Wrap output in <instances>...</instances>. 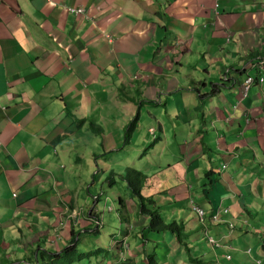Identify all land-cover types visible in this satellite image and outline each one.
Wrapping results in <instances>:
<instances>
[{"label": "crops", "instance_id": "1", "mask_svg": "<svg viewBox=\"0 0 264 264\" xmlns=\"http://www.w3.org/2000/svg\"><path fill=\"white\" fill-rule=\"evenodd\" d=\"M260 62L264 0H0V264L59 253L79 224L94 248L98 195L83 206L129 167L182 240L125 198L103 264L124 239L137 264H264V84L244 87ZM159 135L168 154L142 156Z\"/></svg>", "mask_w": 264, "mask_h": 264}, {"label": "trees", "instance_id": "2", "mask_svg": "<svg viewBox=\"0 0 264 264\" xmlns=\"http://www.w3.org/2000/svg\"><path fill=\"white\" fill-rule=\"evenodd\" d=\"M256 79L258 77L256 76ZM264 82L259 85L262 86ZM138 122V115L134 117L132 121L124 129V143H128L136 130V124ZM162 140V136L159 135L156 138L153 137L152 141L148 146L143 149L142 156H146L150 150L152 152L157 147L158 141ZM156 146V147H155ZM155 147V148H154ZM116 176L117 174L113 171L108 172L106 175L104 182H107L109 186L113 187L116 184ZM148 175L140 169L137 168H125L122 174V180L125 182L126 187L128 188V192L131 193L133 198L136 201L137 213L147 215L149 218L148 230L155 232H164L171 231L176 235L178 241L182 240V234L184 230V226L181 222L172 221L166 222L163 218L161 211L155 204V200L153 198H149L143 195V189L147 182ZM118 203V216L122 223L129 222L130 214L127 209V200L121 196L117 197ZM90 216H92V211ZM94 216V215H93ZM92 216V217H93ZM97 229V228H96ZM77 232L75 233L71 228V241L70 244L64 247L59 253H49L45 250L38 251V255H36V260L32 264H76L79 262L91 261V259L99 260L103 259L107 260L109 257V252L104 248H97L92 252H83L80 253L77 250L78 239L75 238ZM185 242V240H183ZM122 244V241L119 242ZM118 244V245H119ZM186 244V242H185ZM128 249H123L119 254V262L120 264H137L135 260L127 255ZM34 256V255H33ZM146 264H159L157 255L153 252L145 255ZM102 261V264L103 262ZM194 264H203L198 259H193ZM10 264V263H9Z\"/></svg>", "mask_w": 264, "mask_h": 264}, {"label": "rangeland", "instance_id": "3", "mask_svg": "<svg viewBox=\"0 0 264 264\" xmlns=\"http://www.w3.org/2000/svg\"><path fill=\"white\" fill-rule=\"evenodd\" d=\"M164 144L165 143H162L160 145V148ZM169 144H172V143H169ZM169 148H170V146H168L166 148V150H160V149H157V148H155L154 150H155V153L158 154V156H160V155H167L168 152H169ZM122 174L123 173H121V174L117 173L116 184H115L116 186H119V187L124 186V185H122V184H124L122 182ZM87 186L88 185L85 186V189L83 188V190H85L86 193H87V191H86V187ZM109 187H111V186H109V184H107V182H104V184L102 185V189L100 188V186L98 184L95 183L92 186V188H91L92 191H91V194H90L91 195L90 203L85 205V206H83V210H84V213L86 215L87 211L89 210V208L91 206V203H92V200H93V196H97L98 195V197H97L98 203L95 204V210L99 211L97 215H99L100 218L98 216L94 217V222L95 223H91V228H95L96 220L98 218L100 219L102 224L99 227L98 231L95 232V237L97 238L96 245L94 246V248L88 249V250L82 248V242H81L82 239H83V236L85 235L83 230L87 229V226H85V224H79L78 226H76V232H77V234L80 235L79 244H81V245H79L77 247V250L80 253L92 252V251H94L97 248H104V249L108 248L109 249L114 244L115 236L117 235V238H120V233H119L120 226H119V222H118V215H117V212H116V209H118V203H117V199L114 200V201L111 200V198H110L111 196H109ZM120 194H121V197H123V198H126V199L132 198V199H134L133 196L131 195V193L128 192V191H127L126 194L122 193V192H120ZM134 201H135V199H134ZM111 206L114 208L113 211L110 210ZM94 216H95V214H94ZM81 229H83V230H81ZM144 230L146 231L147 228H145V229L143 228V231ZM136 234H140V232H138ZM136 234L134 232L132 234V236L129 237L130 236V233H129V235L127 237V242H128L129 245L133 246L134 241L136 240ZM75 238L77 239L76 236H75ZM147 250H150V248L149 249L146 248V251ZM112 251H111V253H112ZM102 261H104V260L103 259H99V260L91 259V261L83 260L82 262H79V263H76V264H102ZM107 264H108V261H107Z\"/></svg>", "mask_w": 264, "mask_h": 264}, {"label": "built area", "instance_id": "4", "mask_svg": "<svg viewBox=\"0 0 264 264\" xmlns=\"http://www.w3.org/2000/svg\"><path fill=\"white\" fill-rule=\"evenodd\" d=\"M257 67L259 69H262L264 67V62H260L257 63ZM264 82V75L262 77H260V79H256V77H252V76H248L247 80L244 83V87H245V92L248 90V88L253 85L254 83H256L258 86L261 85ZM15 195V194H13ZM199 215H202V211L197 209ZM97 224H99L100 222L97 220L96 221ZM123 249H128V245L126 244L125 239L122 240V245H121V249H120V253ZM228 260H230V256L227 257Z\"/></svg>", "mask_w": 264, "mask_h": 264}, {"label": "clouds", "instance_id": "5", "mask_svg": "<svg viewBox=\"0 0 264 264\" xmlns=\"http://www.w3.org/2000/svg\"><path fill=\"white\" fill-rule=\"evenodd\" d=\"M92 209H94V208H92ZM91 211H92V210H91ZM94 214L96 215V213H94ZM97 220H98L100 223H99V224L96 223V228H99V227L101 226L102 223H101V221H100L99 218H98ZM97 220H96V221H97Z\"/></svg>", "mask_w": 264, "mask_h": 264}]
</instances>
